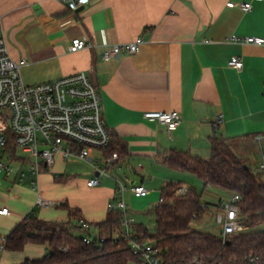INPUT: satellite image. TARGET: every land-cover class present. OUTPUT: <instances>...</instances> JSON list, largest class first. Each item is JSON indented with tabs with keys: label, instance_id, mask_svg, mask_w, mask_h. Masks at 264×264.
I'll use <instances>...</instances> for the list:
<instances>
[{
	"label": "crops",
	"instance_id": "1",
	"mask_svg": "<svg viewBox=\"0 0 264 264\" xmlns=\"http://www.w3.org/2000/svg\"><path fill=\"white\" fill-rule=\"evenodd\" d=\"M241 1H251L252 9L243 11L238 5ZM0 13L10 55L16 61L25 60L21 67L24 82L35 84L86 72L101 92L105 122L125 146L124 154L110 165L104 160L105 151L95 150L92 156L101 158V170L91 164L94 174L89 177L67 176L69 159L90 164L83 159L58 155L52 166L42 164L39 193L60 204L40 207L38 214L39 193L35 197L29 189L31 197L23 206L11 200L0 205L12 210L0 214V218H10L0 222L1 234H9L32 212L40 218L67 221L69 211L62 204L68 203L92 222V233L115 236L121 226L105 229L97 223L107 217L108 202L114 200L120 183L127 186L124 199L133 215L129 202L150 196H135L130 189L133 183L149 189L148 182L156 173L162 176L161 189L167 181L190 186L185 179L191 176L164 162L171 151L209 158L210 136L216 128L240 147L254 140L264 150V45L229 39L264 36V0H92L79 10L67 8L61 0H0ZM76 37L91 46L71 51ZM138 37L145 42L137 52L124 50L110 60L102 58L105 46ZM234 55L243 59L242 68L228 64ZM172 109L181 113V122L172 132L165 124L144 117L147 110ZM221 114L223 122L218 123ZM239 146L238 154L247 158ZM23 168L27 177L18 181L15 175L16 188L33 178L29 160ZM92 178L99 183L91 187L88 181ZM51 187L61 189L63 195L53 194ZM26 248V257L18 258L17 253ZM26 248L6 250L5 263H21L47 252L38 244Z\"/></svg>",
	"mask_w": 264,
	"mask_h": 264
},
{
	"label": "built area",
	"instance_id": "2",
	"mask_svg": "<svg viewBox=\"0 0 264 264\" xmlns=\"http://www.w3.org/2000/svg\"><path fill=\"white\" fill-rule=\"evenodd\" d=\"M92 0H61L71 10H77L91 3ZM243 11H250L253 7L251 1L238 2ZM2 14L0 13V175L6 177L16 174L18 181H25L27 171L23 168L24 162L29 160V169L33 174L31 185L38 187V176L41 165L52 166L56 157L78 158L88 161L95 169L100 168V157L92 156L95 150L103 151L111 141V130L103 116L102 97L99 88L91 81L84 71L74 72L51 80L35 84L24 82L21 67L25 60L16 61L9 53L6 38L3 34ZM233 41L264 45V36H232ZM143 37H138L127 43L107 45L103 49L102 58L110 60L119 56L124 50L135 53ZM91 44L83 38L76 37L72 40L71 51L84 49ZM228 64L235 68L243 67V59L234 55ZM8 117V118H7ZM144 117L150 121L165 124L172 132L181 122L179 110H147ZM223 122V115L218 118V123ZM14 144L17 159L12 158L9 147ZM264 156V150H263ZM118 158L114 152L112 158L104 157L107 165ZM20 163L19 166H16ZM264 169V160L257 167ZM104 172L106 169H103ZM102 170V171H103ZM99 183L98 178L88 181L89 186ZM127 186L120 183L115 191L114 200L108 202L109 211L120 212L121 232L115 236L94 234L92 222L86 218L79 219L80 227L85 230L84 241L105 242L108 238L114 241L128 242L132 252L137 256V264H164L162 249L153 240L142 238V232L137 230V219L130 211V206L124 199ZM131 191L137 197L150 193L143 183H133ZM189 186L182 184L175 192L185 194ZM204 199V196H203ZM241 196L238 193L222 190L214 196V201L207 203L206 209L214 211V216L220 226L218 235L224 241L243 231L245 225L241 217ZM163 202L160 197L159 202ZM41 207L59 205L60 202L47 198L39 193L36 201ZM9 206L0 208V214H11ZM199 220V219H196ZM6 235L0 233V264H6Z\"/></svg>",
	"mask_w": 264,
	"mask_h": 264
},
{
	"label": "trees",
	"instance_id": "3",
	"mask_svg": "<svg viewBox=\"0 0 264 264\" xmlns=\"http://www.w3.org/2000/svg\"><path fill=\"white\" fill-rule=\"evenodd\" d=\"M111 141L104 148L107 158L114 152L120 157L125 146L111 133ZM211 141V155L203 158L189 151L173 150L164 162L175 169L190 172L202 182L203 188L189 186L185 194L175 190L182 181H167L161 189L163 202L155 206L157 232L152 235L142 223L137 230L142 238L153 240L162 249L164 264H264V169L252 167L247 158L237 152L235 142L215 129ZM234 143V144H233ZM12 158L17 159L14 144L9 146ZM214 187L217 193L228 190L240 194L241 221L245 229L224 241L210 231L192 226L201 219L207 203L204 191ZM69 211L67 221L40 218L35 212L25 216L6 235V250L23 251L29 244L43 245L46 254L40 258H26L14 264H131L138 261L128 242L114 241L86 243L79 219L80 209L62 204ZM120 212L109 211L97 223L101 228L120 226ZM261 226V227H260Z\"/></svg>",
	"mask_w": 264,
	"mask_h": 264
},
{
	"label": "rangeland",
	"instance_id": "4",
	"mask_svg": "<svg viewBox=\"0 0 264 264\" xmlns=\"http://www.w3.org/2000/svg\"><path fill=\"white\" fill-rule=\"evenodd\" d=\"M1 114H5L4 110L0 109ZM8 118V117H7ZM252 143L247 142V146L243 148V146H239L240 143H238V146L244 150V153L247 155V160L249 161L250 165L252 167H258L261 162L264 160L263 151L260 145L256 144L255 141H251ZM235 143V145L237 144ZM234 144V143H233ZM238 146L236 147L237 150H239ZM69 166L67 169V176L71 174L78 173V176H86L89 177L91 174H94V168L91 164L84 163V162H74L69 159ZM87 171L90 172L89 175H86ZM185 173L191 177L188 179H185V181L190 184V186H195L198 189L203 188V182L194 174L190 172ZM15 173L8 176L4 174L0 175V205H3L6 203V201L11 200L10 202H13L16 206H23L31 197L30 194H28V190L31 189L32 192L35 193V197H37L39 190H41V185L34 190L32 188L31 183L27 182H20L19 184L22 185V187H14L18 186L17 183L13 184V180L15 177ZM152 181L148 182V187L151 189L150 196L147 197L148 199H140L136 200L135 202L129 204L131 205L132 209L134 210V217L137 219L138 222L142 223L146 228L149 230L150 234L154 235L157 232V224H156V218H155V205L159 202L160 199V189L162 184V176L157 175L156 173L152 174ZM29 176V174H28ZM124 176V174H123ZM124 180V179H123ZM127 185H130L129 183L125 182ZM53 194L56 195H63L62 190L58 188H53ZM129 197V192H127ZM126 194V199L128 201ZM217 194V191L214 187H207L204 191V199L212 202L214 201V196ZM47 196V195H45ZM10 197V199H8ZM40 205H36L35 212L40 213ZM0 222H7L10 218H0ZM192 226L200 231H210L215 234H218L220 231V226L216 221V218L214 216V211L211 209H206V211L203 214V217L200 220H193ZM261 227V226H260ZM76 234H83L82 230L75 231ZM29 253L28 249L24 252H18V258L26 257V255ZM131 264H137L136 262Z\"/></svg>",
	"mask_w": 264,
	"mask_h": 264
},
{
	"label": "water",
	"instance_id": "5",
	"mask_svg": "<svg viewBox=\"0 0 264 264\" xmlns=\"http://www.w3.org/2000/svg\"><path fill=\"white\" fill-rule=\"evenodd\" d=\"M83 7H84V6L80 7L79 9H81V8H83ZM79 9H78V10H79Z\"/></svg>",
	"mask_w": 264,
	"mask_h": 264
}]
</instances>
